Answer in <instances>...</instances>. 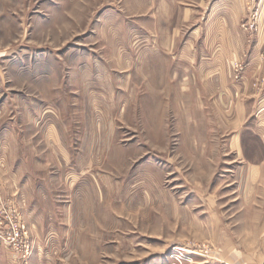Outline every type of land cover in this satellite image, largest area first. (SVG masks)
<instances>
[{
	"label": "rangeland",
	"instance_id": "374dc122",
	"mask_svg": "<svg viewBox=\"0 0 264 264\" xmlns=\"http://www.w3.org/2000/svg\"><path fill=\"white\" fill-rule=\"evenodd\" d=\"M148 1L0 0V264H226L205 236L167 243L158 198L130 233L145 166L169 160L209 181L223 152L216 110L175 123L178 94L151 91L161 79L147 74L149 30L160 22L143 17ZM235 11L234 31L251 45L264 33V0ZM245 70V58L232 62L233 85ZM235 216L222 222L235 245L264 248V199L248 220ZM236 255L227 264H244Z\"/></svg>",
	"mask_w": 264,
	"mask_h": 264
},
{
	"label": "crops",
	"instance_id": "0c3cea01",
	"mask_svg": "<svg viewBox=\"0 0 264 264\" xmlns=\"http://www.w3.org/2000/svg\"><path fill=\"white\" fill-rule=\"evenodd\" d=\"M182 2L149 0L142 11L147 20L155 18L160 22L149 30L157 53L147 58V74L161 79L160 87L153 83L156 87L151 91L178 94L168 103L178 110L175 123L182 120L196 124L198 119L201 124L203 111L216 110L217 124H222L224 130L219 133L222 162L209 181L202 176L196 181L188 179L182 167L177 163L169 165V160L161 169L145 166L141 172L146 175L141 174L142 178L135 182L136 195L130 196L129 202L132 209L144 212H136L130 220V233L137 236L140 226L146 225L145 212L151 211L158 198L162 236H167V243L192 232L218 246L226 264L235 262L236 254L241 255L244 264H264L261 241L258 245L249 241L244 246L235 245L222 223L232 215L248 220L251 208L264 199V80L254 87L257 77L264 79V33L249 45L246 36L234 31L232 14L235 8V12L240 10L242 0H193L194 5ZM241 58L246 61L245 78L233 85L231 65ZM167 80L175 88L168 89ZM192 89L193 100L188 101L186 94H191ZM205 94H210L208 100ZM155 186L160 188L158 197L153 195ZM181 186L187 189L185 196ZM171 228L178 231L169 238ZM263 235L264 226L258 230V240Z\"/></svg>",
	"mask_w": 264,
	"mask_h": 264
}]
</instances>
